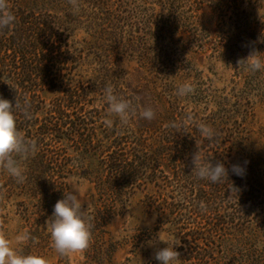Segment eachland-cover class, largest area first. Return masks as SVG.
I'll list each match as a JSON object with an SVG mask.
<instances>
[{
	"label": "trees",
	"instance_id": "trees-1",
	"mask_svg": "<svg viewBox=\"0 0 264 264\" xmlns=\"http://www.w3.org/2000/svg\"><path fill=\"white\" fill-rule=\"evenodd\" d=\"M206 2L7 0L16 19L0 29V97L19 105L13 109L16 127L37 147L27 157L13 154L24 168L22 182L0 165V235L7 232L8 206L15 205L24 230L18 254L48 264L53 246L46 221L70 191V175L80 171L99 196L92 234L105 230L138 191H148L155 231L167 229L177 238L180 264H264V170L236 155L244 140L237 102L212 95L202 83L191 84L190 95H176L191 76L181 74L180 64L189 47L206 43L212 26L222 25L231 5L241 1L210 0L218 17L208 23L200 19ZM236 16L235 22L246 20L239 11ZM260 26L255 50L264 58ZM122 62L137 64L133 76ZM105 85L131 102L135 115L126 123L108 112ZM53 90L58 94L48 104L44 95ZM145 107L154 110L152 120L140 117ZM201 124L214 130L212 140L200 135ZM195 151L206 162L223 163L228 180L196 179ZM72 154L82 158L80 167ZM92 159L93 170L86 165ZM235 164L245 167L242 177L231 173ZM98 242L91 237L89 249L100 250Z\"/></svg>",
	"mask_w": 264,
	"mask_h": 264
},
{
	"label": "rangeland",
	"instance_id": "rangeland-1",
	"mask_svg": "<svg viewBox=\"0 0 264 264\" xmlns=\"http://www.w3.org/2000/svg\"><path fill=\"white\" fill-rule=\"evenodd\" d=\"M200 19L208 23L211 18L218 17L208 5L206 0ZM238 4H232L225 16L222 25L212 26V35L206 39V43L200 46L189 47V53L181 61V74H190L185 81L193 86L204 84L212 91L214 96H227L232 104L239 109V118L243 120L244 140L238 145L236 155L244 157L249 166L255 171L264 170V71H250L244 64L238 66V61L246 58L250 52L256 51L255 46L261 44L262 29L264 23V0H240ZM239 9L240 15L247 20L235 22ZM236 11V12H235ZM236 13V14H234ZM243 13V14H242ZM214 21V20H213ZM235 22V23H234ZM179 37V35L177 36ZM213 38V39H212ZM214 41L210 42V41ZM185 48V47H184ZM120 65L129 76L135 74L137 64L135 62H122ZM261 74L257 78L256 75ZM257 79L256 82L252 80ZM53 90L44 98L49 104L57 96ZM75 157L73 163L80 167L83 162L81 157ZM89 169L96 167V161L86 162ZM74 172L68 179L69 189L78 188L82 201V211L88 208L91 217L90 238L99 239V248L89 249L88 246L79 251L59 254L53 244V250L46 258L48 264H159L155 260L156 251L166 247L163 242H156V234L177 238L167 229L155 231L158 225L157 215L154 210L146 205L148 191H138L126 205L120 207L116 215L103 231H95L93 222L98 203V195L93 183ZM9 223L7 232H2L0 238L8 242L9 247L17 253L20 244L24 241L23 221L15 213V205L8 206ZM119 217V221L116 220ZM97 235V236H95ZM151 242V243H150ZM92 248V246H90ZM175 248V246H174ZM90 252V253H89ZM180 264V262H179Z\"/></svg>",
	"mask_w": 264,
	"mask_h": 264
},
{
	"label": "clouds",
	"instance_id": "clouds-1",
	"mask_svg": "<svg viewBox=\"0 0 264 264\" xmlns=\"http://www.w3.org/2000/svg\"><path fill=\"white\" fill-rule=\"evenodd\" d=\"M15 15L8 8L7 0H0V29H8L15 23ZM238 66L244 64L250 71H264V58H261L260 52L252 51L250 54L239 60ZM193 92V86L190 82L181 83L176 89V95L183 98ZM103 98L108 106V112L114 114L122 123L135 115L131 102L114 94L111 85H105L103 89ZM19 107L16 104L12 106L10 102L0 97V165L3 166L9 176L17 182L24 180V168L19 160L14 158L13 154L20 157H27L34 154L37 150L35 142L26 141L21 132L16 127V116L13 109ZM26 117L27 108L24 109ZM140 117L146 120H152L154 110L151 107H145L140 113ZM30 118V117H29ZM191 117H188L184 124H188ZM112 120L105 119L104 124L112 126ZM177 126V125H173ZM200 135L205 139L212 140L215 136L214 130L206 125H198ZM231 173L242 177L245 173V167L235 164L231 166ZM192 172L198 180H207L212 184L222 183L225 178L228 180L229 170L223 163L212 164L211 161H204L199 152L192 154ZM235 191V190H234ZM82 199L78 188L63 194L62 198L57 200L53 206V211L49 221H46L50 230L52 244L55 250L63 255L68 252L83 250L88 246L90 240L91 217L88 215V208L82 211ZM203 207V205L201 204ZM119 221V217H116ZM156 242H163L167 246L156 251L155 260L159 264H179V253L174 250V237L171 235H162L160 231L156 234ZM151 243V242H150ZM0 264H46L44 258L37 255H22L14 252L8 245V242L0 238Z\"/></svg>",
	"mask_w": 264,
	"mask_h": 264
}]
</instances>
